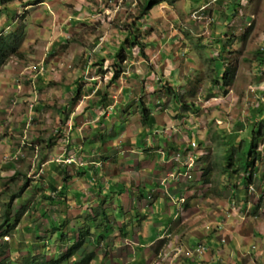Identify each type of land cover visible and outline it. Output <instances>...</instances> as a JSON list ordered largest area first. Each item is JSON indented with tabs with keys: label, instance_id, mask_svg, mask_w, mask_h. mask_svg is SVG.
I'll return each mask as SVG.
<instances>
[{
	"label": "rangeland",
	"instance_id": "rangeland-1",
	"mask_svg": "<svg viewBox=\"0 0 264 264\" xmlns=\"http://www.w3.org/2000/svg\"><path fill=\"white\" fill-rule=\"evenodd\" d=\"M143 1L0 5V261L17 264L29 251L48 259L67 255L80 241L78 231L88 227L92 235L59 264L89 252L95 254L89 264H264V123L258 126L264 113V64L258 61L264 59V0H159L140 19L145 58L123 42ZM119 49L126 57L121 62ZM224 67L227 84H215L216 70L221 74ZM141 102L155 117L151 134L141 124ZM258 127L251 183L242 181L241 170L204 171L225 137L245 138ZM66 156L75 161L63 162ZM79 159L103 167H80ZM185 160L193 163L189 179L177 171ZM106 167L122 175L132 167L128 191L149 180L162 182L164 191L145 194L142 205L139 195L128 212L104 205L119 198V180L112 194L78 189L85 198L75 195L77 185L86 187ZM23 185L22 198L13 201ZM52 186L66 190L64 200L55 192L52 201L60 204L42 197ZM161 193L164 205L155 207ZM11 196L13 205L26 207L20 220L14 210L5 211ZM158 209L177 215H158ZM139 212L147 216L143 221ZM124 217L135 226L142 221V231L156 243L133 250L139 237L120 223ZM53 218L55 229L48 224ZM94 237L101 240L93 243ZM197 243L205 251L192 262L184 251Z\"/></svg>",
	"mask_w": 264,
	"mask_h": 264
},
{
	"label": "trees",
	"instance_id": "trees-1",
	"mask_svg": "<svg viewBox=\"0 0 264 264\" xmlns=\"http://www.w3.org/2000/svg\"><path fill=\"white\" fill-rule=\"evenodd\" d=\"M13 1H18V2L30 1L31 2V0H0V5H6V4L13 2ZM45 1H47V0H33V2L29 3V4H37V3H42ZM158 3H159V0H144L142 7L139 11V14L136 15L135 18H133L128 23V26H127L128 27L127 28L128 29L127 36L125 37L123 42H124V44L129 43L130 47L137 46L138 52L143 58H145L144 56H146V55L144 53L145 45L139 39V33L138 32H140V26H141L140 19L145 17L148 14L149 10ZM9 39H10V37L2 43V45H1L2 48L6 47V44H7L6 41H8ZM221 47H222V49L224 48L223 44ZM1 51H3V50H1ZM115 57H117V62H121V61L125 60V58H126L125 54H123L120 49L116 51ZM258 61H259V66L264 64V59L260 58ZM117 62H115V65ZM225 70H226V68L224 67L222 69L223 72L221 74L219 73L218 70H216L220 74V76L222 75V77H220V79H219V74L217 73V75L213 79V81L216 82L215 84L219 83L220 80L223 81L224 84H227L226 80L229 78H226L225 75L227 74V71H225ZM117 77H118V72H115L112 79L115 80ZM78 91H79V87L76 88L75 93L77 94ZM171 93H173V92L171 91ZM102 100H103V98H102ZM138 107H139V112H140V116H141V124L144 127V131L146 132V134H151L152 130H153L152 127L155 124V117L153 116V114L151 113L150 109L148 108V106L146 104L141 102V103H139ZM188 107L190 108V106H188ZM62 109H64V108H62ZM259 113L261 115H260L258 126H261L264 123V113L261 112V110ZM252 127H254V126H252ZM258 133H259V127L257 130L253 129L251 133L249 132V135L245 138H243V137L238 138L236 136V139L239 140L237 142V144L235 143L236 139L232 135H228L227 137H225V139H223L224 142L222 143V145H219L214 150V154L212 156L214 161L210 162L209 165L206 164L204 167V171L205 172L210 171L212 166H213L212 168L219 167L220 169H225L227 171L231 170L232 173H236V172H238V170H241L242 172L245 173V175L242 176V181L245 183H251L252 182V176L254 174L253 173L254 172V156H256V154H258L254 150V147L256 146V141H257L256 138H257ZM188 149H191V147H188ZM66 157H68V156H66ZM102 158H104V157H100L101 162H102ZM108 158L109 157H106L105 159H108ZM79 160L80 161H79L78 166H81V167H86V166L90 165V162L92 161L91 160V161L87 162L88 165H85L83 159H79ZM203 163L205 164V161H203ZM93 167L94 166L92 165L91 168H89V169H92ZM99 167L101 168V166H98V167L96 166V169H98ZM112 169H114V168H112ZM179 170H183V169L178 166L177 171H179ZM95 181H96L95 185H98V187H99V183L97 182L98 179ZM60 187L61 188H60V190L58 189V191L55 189L54 186L49 187L50 189H47V191H48L47 194L42 195L44 201H47V203H50V204H54V203L60 204V202H53L52 201V199L55 198V196H56L55 192L58 194L57 195L58 197L62 198V200H64L66 198V196H67L66 190L63 189L62 186H60ZM24 188H26V185L21 186L19 191L15 192V195H13V197H14L13 201L22 198L21 197L22 192H23L22 190ZM13 197L11 196L9 201L6 202V205L4 206V207H6L5 211H9L11 209L14 210L15 216L13 218L20 220L19 215H21V212H23L26 209V207L24 204L13 205L14 204V203H12ZM25 200H27V199H25ZM47 208H48V205H45V203L43 205H41V203H39V209H40V211H42L43 215L49 214ZM3 216H5V219H7V217H9L10 215L7 212L6 214H3ZM53 219L54 220L49 219L48 224H50L51 226L53 225L52 229L53 228L55 229L56 218H53ZM57 221L60 222L61 218L60 217L57 218ZM1 225L4 226L3 223H1ZM110 227H111V225L109 223L108 226L106 228H104V230L100 234L101 238L105 237V234L109 231ZM94 228L99 229V226H94ZM33 229H34L33 231L35 233V238L39 239L40 238L39 231L41 230L40 227L35 225ZM5 230L6 231H4V232L7 234L9 229L6 228ZM78 232H79L80 241H78V244L75 247H73V249L70 250L67 255L63 254L60 257L53 256L51 259H48L46 257V255L44 254V252L41 254H35L34 252L29 251V253L26 256H24L20 260V262L17 264H59L63 259H66V257H69V256H73L74 254H76L80 250L82 243H83L82 239L85 236L90 235V234L92 235V231L90 233V231L88 230V227H87V229H85V231L79 230ZM99 237L97 239H96V237H94L93 243L94 242L96 243L99 240H101V238H99ZM0 242H1V240H0ZM162 242H164L163 239H161V243ZM197 244H199V243H197ZM196 245H194V246H196ZM81 252H82V254L84 253V251H81ZM94 257H95V254L93 252L92 253L89 252L88 254H85L83 259H81L80 261L75 262V263L73 262V264H89L90 261ZM0 264H16V263H12L9 260H7L6 258H4L2 261H0Z\"/></svg>",
	"mask_w": 264,
	"mask_h": 264
},
{
	"label": "crops",
	"instance_id": "crops-1",
	"mask_svg": "<svg viewBox=\"0 0 264 264\" xmlns=\"http://www.w3.org/2000/svg\"><path fill=\"white\" fill-rule=\"evenodd\" d=\"M124 97V96H123ZM107 116H110V113H108L107 114ZM99 163V161H97V160H92L91 162H90V164L91 165H93V166H101V167H103L101 164H98ZM90 165V166H91ZM115 166H117V165H115ZM81 167V166H80ZM88 167H89V165H88ZM109 167H113L112 165L111 166H109ZM125 167V166H124ZM90 168V167H89ZM132 168V167H131ZM131 168H123V169H127V171H125L126 172V174H124V175H122V173H119L118 172V170L119 169H111V168H108V167H106V169H103L102 170V175H103V177H102V175H100L99 174V176L98 177H96V179H93V178H91L90 179V181H89V183L88 184H86V187H85V182H83V183H80V184H82V186L80 185V186H78L77 185V187H76V189L74 190L75 192V195H77V196H79L80 198H85V195L86 194H83V192H79L78 191V189H80L81 191H84L85 193H87L88 192V190L89 189H91L90 191H89V193L90 194H92V196L93 195H95V193L96 192H98V193H104V195L106 194V192H108V193H110V194H112L113 192H114V183L117 181V180H119V181H122L123 182V186H116V190L117 189H121V190H119L120 191V194H119V198L116 196H114V197H112L110 200H106L105 201V203H104V205H122V208L120 209L121 210V212H128L129 211V209H133L134 208V205H138V203H140V205H142L141 203H142V201H146V198H143L144 197V195L145 194H150V195H152L153 194V192H155V193H157V192H160V190H161V192H163L164 191V187H161V184L160 183H157L156 181H151V180H149V181H145V184H144V190H142L143 188H140L139 189V187H137V189L136 188H133L132 187V190H130V191H128L127 189L129 188V187H131V186H129V184H131L130 182V180H128L127 181V179L129 178L128 176H129V174H127L128 172H130V170H131ZM120 171V170H119ZM95 176V175H94ZM102 177V178H101ZM103 178H109L108 179V182H107V184L105 185V187L104 188H102V186L100 187H98V185H95V183H96V181L95 180H97L98 179V183H99V181L100 180H102L103 181ZM124 181H126V182H124ZM100 184V183H99ZM93 185V186H92ZM104 185V184H103ZM152 185V189H150L151 186ZM137 186V185H136ZM84 188V190H82ZM172 188V187H171ZM134 189V190H133ZM149 192V193H148ZM136 193V194H135ZM141 196V201L138 199V203L136 202V199L137 198H139L138 196ZM149 196V195H148ZM164 195L161 193V195H157L156 197H155V200H154V202H153V205H155V207H158L159 205H164L163 204V197ZM175 196V194L173 195V197ZM146 197H147V195H146ZM174 198H176V196L174 197ZM147 199H148V197H147ZM173 199V198H172ZM178 199V198H177ZM117 200H119V203L118 204H116V201ZM100 201V200H99ZM111 201V202H110ZM167 203H170V201L168 200L167 201ZM143 205H149L148 203H146V202H144L143 203ZM151 205V204H150ZM174 206V203H172L171 202V204H170V206ZM115 207V206H114ZM151 207V206H150ZM165 207V206H164ZM163 207V208H164ZM175 207V206H174ZM150 209V208H149ZM175 210H177L176 208H175ZM153 211V209L151 208L150 209V212H152ZM160 212H162V213H167L168 215H172L173 214V212H175V211H172V213H171V211L169 210L168 212H164V210H162V209H158L157 210V214L159 215L160 214ZM141 212H139V215H141L140 214ZM112 215L114 214V212H112L111 213ZM176 213L174 214V215H172V218L174 219L175 217H176ZM142 216V215H141ZM147 216L145 215V216H142L141 218H142V221L146 218ZM117 218V217H116ZM116 220V219H115ZM114 220V221H115ZM142 221L138 224V226H135L134 225V222H131V221H127V219H126V217H124V220H120V223L122 224V222H124L125 224H128V226H131V228H132V231H135L136 232V235L139 237V244H137L136 245V248H132L133 250H135V251H137L138 249H139V247H141V248H147V246H150V245H152V244H154V243H156V241L154 240V238H151V237H149L148 235H149V232L148 231H142ZM119 221H115V225L118 223ZM147 224H148V222H146L145 223V225L147 226ZM135 227H137V228H135ZM139 229L141 230V233H139ZM140 235V236H139ZM163 236V235H162ZM193 241V240H192ZM190 242V243H193V242ZM139 252V251H138ZM199 257L198 256H195L194 258H189L192 262H195V261H197V259H198Z\"/></svg>",
	"mask_w": 264,
	"mask_h": 264
},
{
	"label": "built area",
	"instance_id": "built-area-1",
	"mask_svg": "<svg viewBox=\"0 0 264 264\" xmlns=\"http://www.w3.org/2000/svg\"><path fill=\"white\" fill-rule=\"evenodd\" d=\"M33 69L36 70V74H37V73H39V72H42L43 67H35V68H33ZM37 76H38V75H37ZM37 76H36V77H37ZM33 78H34V77H33ZM195 146H196V143L193 142V143H192V147H195ZM180 157H181L180 154H177V156H173V159H174L175 161H177V160L180 159ZM69 158H70V156L66 157V158L63 160V162L69 164V163H72V162L75 161V160H73V159H70V160H69ZM191 158H192V157H191ZM184 163H186L187 166H185L184 168H183V167H180V168H182L183 170H179V171H178V175H179V176H180V175H182V176H186V178L189 179V178L192 177L191 174H190V169L192 168L193 163H192V162H189V163H188L186 160L184 161ZM183 171H184V172H183ZM169 176L172 177V178L174 179L175 174L170 173ZM182 176H181V177H182ZM164 181H165V180H164ZM164 181H163V182H164ZM160 184H163V183L161 182ZM181 200H183V199H181ZM204 251H205V247H204L203 245H201V244H197L196 246H193V247H191V248L185 250L184 253H185V255H186L187 257H189V258H193V257H195V256L200 257V256L204 253Z\"/></svg>",
	"mask_w": 264,
	"mask_h": 264
},
{
	"label": "clouds",
	"instance_id": "clouds-1",
	"mask_svg": "<svg viewBox=\"0 0 264 264\" xmlns=\"http://www.w3.org/2000/svg\"><path fill=\"white\" fill-rule=\"evenodd\" d=\"M173 200H174V198H173ZM200 244V243H199ZM194 258V257H193Z\"/></svg>",
	"mask_w": 264,
	"mask_h": 264
}]
</instances>
